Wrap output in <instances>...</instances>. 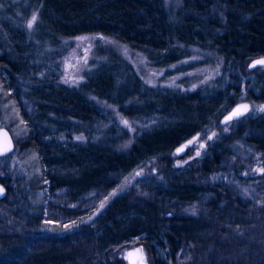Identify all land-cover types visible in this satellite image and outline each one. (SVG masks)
Segmentation results:
<instances>
[{
	"label": "trees",
	"instance_id": "16d2710c",
	"mask_svg": "<svg viewBox=\"0 0 264 264\" xmlns=\"http://www.w3.org/2000/svg\"><path fill=\"white\" fill-rule=\"evenodd\" d=\"M20 2L36 8L38 17L29 31L19 16L5 18L0 11V83L25 128L15 149L35 153L41 167L37 177L18 184L23 192L41 182L45 204L23 218L16 209L7 216L22 219L24 227L0 233V264H126L110 261L106 251L135 242L146 244L153 264H176L186 245L195 247L190 264H264V207H252L264 174L242 194L249 176L228 164L241 151L264 155V73L244 67L248 58L264 55V0ZM84 33L126 43L157 67L198 47L223 59L222 73L213 85L193 90L152 85L109 49L83 81L69 85L60 80L69 49L63 40ZM242 100L252 102V111L222 125L221 117ZM118 114L151 123L123 147L131 135ZM213 131L215 139L199 157L172 163L180 144ZM156 158L165 159L158 176L137 178L91 221L63 234L41 230L46 210L53 218L77 217L90 196L108 192ZM0 182L7 188L1 203L11 191L1 175ZM202 201L205 213L176 212L178 205ZM258 221V239L240 235Z\"/></svg>",
	"mask_w": 264,
	"mask_h": 264
},
{
	"label": "rangeland",
	"instance_id": "374dc122",
	"mask_svg": "<svg viewBox=\"0 0 264 264\" xmlns=\"http://www.w3.org/2000/svg\"><path fill=\"white\" fill-rule=\"evenodd\" d=\"M169 5L177 6L179 0H167ZM9 9V10H8ZM0 11H5L7 14L2 15L5 18L10 17L12 14L19 16L22 19L27 29L32 30L35 21L38 17L36 8L27 4H22L20 0L0 1ZM9 11H11L9 13ZM0 18H2L0 16ZM65 45L69 46L67 53L61 58L63 65L62 75L60 80L69 85H77L83 81L85 74L92 69L97 62L105 58V54L109 49H113L120 53L123 57L129 60L140 77L148 84L162 85L174 88H179L183 91L193 90L198 87H209L215 83V80L222 73L223 59L218 57L213 52L203 50L198 47H191V54L165 67H157L150 63L146 55L138 50L132 49L126 43L120 42L110 36L100 33H84L71 38L63 40ZM244 67L247 71H259L264 73V67L252 68L249 62H244ZM118 121L123 125L128 133L131 135L129 140L122 144L123 147L127 146L132 140V134L151 123L147 118H127L118 114ZM7 127L14 140L17 141L23 137L24 124L17 115L14 105L7 99V95L3 90L0 83V127ZM217 132L213 131L205 138L192 137L189 144H186L181 153L177 152L180 144L173 153L170 154L172 163L175 165H184L192 162L199 157L207 146L216 137ZM242 153V156L240 155ZM229 157L228 164L230 166L239 167L249 180L244 184V188H240L239 192L245 194L249 186V191L256 188L257 184L263 182L262 174H264V155L260 152H244ZM9 158L0 163V175L7 180V187H10L11 193L5 202L0 203V216H3V221L0 225V233L3 229H14L21 231L24 227L22 219H8L12 216V210L16 209L18 216L21 218L27 216L28 213L33 211V207L37 208L38 204L44 205L43 200L44 191L40 188L41 182L35 183L34 186L25 187L26 191L21 192L22 188L18 182L22 184L28 183L30 177L35 178L40 174L41 167L38 163L36 154L29 150L14 149ZM240 155V156H239ZM165 163V159L156 158L146 162L143 165L132 170L122 178L120 183L109 190L108 192L99 196L92 195L88 198V205L81 215L68 218V217H51L49 212H44V220L41 223V230L46 233L63 234L76 228L81 222L91 221L103 207L117 194L125 190L137 178L146 175L158 176ZM60 193V192H59ZM61 194V193H60ZM258 196L254 201L252 207L257 212L264 207V188L260 187L257 192ZM140 197V194H135ZM134 195V196H135ZM43 201V202H41ZM206 201L178 205L176 207L177 213L183 214H199L205 213L207 210ZM8 219V221H6ZM6 224V225H4ZM2 227V228H1ZM9 227V228H8ZM259 234L257 233V230ZM228 232L223 235L226 236ZM241 236L250 239H258L260 236L259 221L246 225L240 233ZM237 236V235H236ZM232 236H230L231 238ZM137 243V242H135ZM132 244V243H131ZM148 253L149 249L147 247ZM195 247L186 245L183 247L179 256L177 257L176 264H190L192 260ZM122 247H113L106 251L107 258L112 261L126 260L121 256ZM150 256V263L153 264V259ZM126 264H128L126 262Z\"/></svg>",
	"mask_w": 264,
	"mask_h": 264
},
{
	"label": "water",
	"instance_id": "95a60500",
	"mask_svg": "<svg viewBox=\"0 0 264 264\" xmlns=\"http://www.w3.org/2000/svg\"><path fill=\"white\" fill-rule=\"evenodd\" d=\"M245 62H249L252 68L264 67V55L248 58ZM253 104L250 100H242L235 103L230 110H228L220 120L222 125L229 123L230 121L241 118L252 111ZM190 140H187L184 144L177 148V152L181 153L186 144H189ZM15 149V140L10 130L5 127H0V156H5L11 153ZM7 194L6 185L0 182V199H3ZM121 256L126 260L128 264H151L150 256L147 250V246L143 242H137L128 244L122 247Z\"/></svg>",
	"mask_w": 264,
	"mask_h": 264
}]
</instances>
